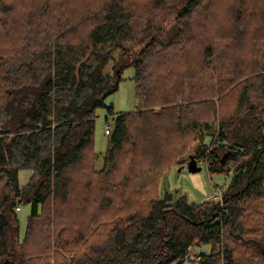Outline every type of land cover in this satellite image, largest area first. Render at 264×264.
I'll list each match as a JSON object with an SVG mask.
<instances>
[{
    "label": "trees",
    "instance_id": "trees-1",
    "mask_svg": "<svg viewBox=\"0 0 264 264\" xmlns=\"http://www.w3.org/2000/svg\"><path fill=\"white\" fill-rule=\"evenodd\" d=\"M194 141L221 198L160 195ZM0 264H264V0H0Z\"/></svg>",
    "mask_w": 264,
    "mask_h": 264
},
{
    "label": "rangeland",
    "instance_id": "rangeland-1",
    "mask_svg": "<svg viewBox=\"0 0 264 264\" xmlns=\"http://www.w3.org/2000/svg\"><path fill=\"white\" fill-rule=\"evenodd\" d=\"M216 48L217 53L220 56V66H228L229 61L225 63L224 59H226V57H222L225 53L222 43L218 42ZM114 61H121L119 50L114 53L113 58L110 60V62ZM109 67L110 66L108 65L106 71L109 69ZM134 74L135 68L133 65L125 66L121 75L118 90L108 97L107 101L113 103L115 112H129L135 110L137 106V98L133 79ZM227 75L229 76L230 74ZM107 117L108 120L106 119ZM107 123H109V128L112 129V116L108 115L106 109L99 108L95 135V150L98 154V168L101 167L103 163V154L105 153L109 143V134L106 133ZM197 142L198 141H194V143H192L190 152L187 153V159L184 164H178L164 173L158 187V193L160 195H163L166 192L173 194L175 197L186 195L191 202H203L221 198V194L226 185L229 183L231 175H228L224 172L210 173L205 161L203 160H200L199 162V165L202 166L201 171L190 172L187 166H185L189 160V155L194 154V152L191 150L193 147H195ZM30 175V170L22 169L19 172V184L21 186L25 185L28 182ZM30 212L31 206L29 204H21V209L18 211L21 237H23L25 234ZM209 249V246H205L201 250Z\"/></svg>",
    "mask_w": 264,
    "mask_h": 264
},
{
    "label": "water",
    "instance_id": "water-1",
    "mask_svg": "<svg viewBox=\"0 0 264 264\" xmlns=\"http://www.w3.org/2000/svg\"><path fill=\"white\" fill-rule=\"evenodd\" d=\"M188 170L190 172H198L202 170V166L199 165L198 158L196 157V154H190L189 160L186 163Z\"/></svg>",
    "mask_w": 264,
    "mask_h": 264
},
{
    "label": "built area",
    "instance_id": "built-area-1",
    "mask_svg": "<svg viewBox=\"0 0 264 264\" xmlns=\"http://www.w3.org/2000/svg\"><path fill=\"white\" fill-rule=\"evenodd\" d=\"M110 132H111V129L109 128V123H107V126H106V133H107V134H110ZM17 210H20V207H19V206L17 207Z\"/></svg>",
    "mask_w": 264,
    "mask_h": 264
}]
</instances>
